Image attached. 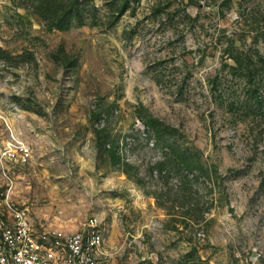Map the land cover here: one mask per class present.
Here are the masks:
<instances>
[{"label": "rangeland", "instance_id": "rangeland-1", "mask_svg": "<svg viewBox=\"0 0 264 264\" xmlns=\"http://www.w3.org/2000/svg\"><path fill=\"white\" fill-rule=\"evenodd\" d=\"M9 129L15 203L98 216L102 264H264V0H0Z\"/></svg>", "mask_w": 264, "mask_h": 264}, {"label": "built area", "instance_id": "built-area-1", "mask_svg": "<svg viewBox=\"0 0 264 264\" xmlns=\"http://www.w3.org/2000/svg\"><path fill=\"white\" fill-rule=\"evenodd\" d=\"M33 156L32 143L9 129L0 147V264H102L105 233L98 216L76 231L41 229L15 203L18 173Z\"/></svg>", "mask_w": 264, "mask_h": 264}]
</instances>
